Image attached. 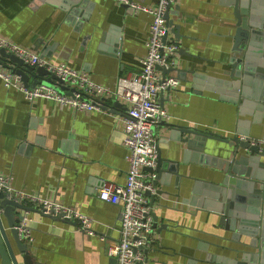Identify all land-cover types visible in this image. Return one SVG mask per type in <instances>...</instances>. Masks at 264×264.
<instances>
[{
  "label": "crops",
  "instance_id": "0c3cea01",
  "mask_svg": "<svg viewBox=\"0 0 264 264\" xmlns=\"http://www.w3.org/2000/svg\"><path fill=\"white\" fill-rule=\"evenodd\" d=\"M136 1L154 5L158 0ZM62 3L0 0V34L88 71L105 85L112 86L120 75L141 69L150 13L116 0H87L81 14L69 19ZM174 5L179 9L170 18L172 27L179 24L182 34L177 62L182 72H171L179 85L158 96L171 118L161 121L154 131L166 158L163 168L171 166L155 184L152 210L158 224L151 233L152 243L144 248V264H237L247 249L241 241L248 237H233L219 213L187 201L192 185L200 181L203 187L218 169L200 163L193 150L185 156V145L172 138L171 125L188 124L233 136L238 120L247 117L239 116L236 104L220 99L209 88L216 86L213 78H228L225 71L233 54L235 16L226 0H176ZM169 39H175V32H170ZM106 106L74 112L43 97L30 101L18 88L6 87L0 77V172L9 176L15 188L58 199L92 218L94 234H89L75 220L24 211L29 213L34 236L31 252L39 264H117L107 247L120 236L119 206L100 198L99 192L106 182L121 185L126 181L129 150L123 144L122 118L127 105L109 98ZM250 132L252 140L264 141V115L261 123L251 125ZM210 143L216 147L210 150L214 156L227 155L228 144L213 139ZM172 148L179 152L172 155ZM2 219L6 225V217Z\"/></svg>",
  "mask_w": 264,
  "mask_h": 264
},
{
  "label": "water",
  "instance_id": "95a60500",
  "mask_svg": "<svg viewBox=\"0 0 264 264\" xmlns=\"http://www.w3.org/2000/svg\"><path fill=\"white\" fill-rule=\"evenodd\" d=\"M226 1L231 2L235 16L234 32L231 35L233 54L230 58V69L225 71L228 78H213L216 86L211 85L209 88L218 92L220 99L236 104L239 116L247 117L238 120L233 136H222L188 124H171L175 131L172 138L185 145V156L193 150L194 158L198 155L199 158L196 159L200 163L218 169L214 179L205 181L203 187L200 186V181L192 185L187 201L198 208L219 213L220 221L233 232V237H248V240L241 241L247 249L242 250V257L237 264H264V145L254 143L250 138L251 125L261 123L264 115V0ZM86 2L87 0H63L62 9L68 12V18L72 19L81 14V8ZM178 9L179 6L173 4L165 13L168 27L163 38L165 44H180V26L176 24V28L172 27L174 20L170 18V14H177ZM83 17L88 16L84 14ZM170 32H175V39H169ZM179 49L178 52L181 53L182 50ZM168 58L174 60L173 65L168 68L157 65V68L162 69L165 75L174 70L182 72L177 65L178 56L169 54ZM0 64L18 74L26 86L46 83L56 85L60 90L71 89L64 86L62 79L45 66L30 64L5 47H0ZM195 79L197 80V77ZM171 89L167 88L166 91L170 92ZM107 100L108 98L102 100L104 109L107 108ZM212 139L228 144L227 155L218 157L210 152L211 149H216L210 143ZM157 150V164L148 168L153 173L157 172L153 178L154 184L161 178L163 170L171 166L163 168L166 158L162 156L158 145ZM178 152L179 149H171L172 155ZM146 195L151 197L149 204L153 207L155 193L147 190ZM0 209L1 264H39L34 259L30 243L22 237L17 225L23 218L24 211H38L57 219L61 217L46 214L38 208L8 198L3 190H0ZM150 214L154 220L153 227H156L158 215L153 210ZM3 216L7 219L6 225ZM11 238L15 241L19 256Z\"/></svg>",
  "mask_w": 264,
  "mask_h": 264
},
{
  "label": "built area",
  "instance_id": "2783aa9c",
  "mask_svg": "<svg viewBox=\"0 0 264 264\" xmlns=\"http://www.w3.org/2000/svg\"><path fill=\"white\" fill-rule=\"evenodd\" d=\"M128 4L136 11H145L152 15L146 41L147 52L141 58V69L127 75H120L115 84L105 85L96 82L88 71L80 70L67 62L55 61L42 55L32 48L17 43L0 34V47L17 54L30 64L45 66L62 79V84L71 89L60 90L56 85L46 83L26 86L20 76L10 68L0 64V77L6 87H16L24 96L33 101L36 98L53 100L57 106L68 108L74 112L103 110L104 98L123 100L127 105L126 115L122 118L124 130L123 144L128 148L129 168L124 184L110 182L103 184L99 196L105 201L119 206V239L108 245L107 253L114 256L117 264L145 263L144 248L152 243L153 217L146 191H155L153 178L155 174L148 168L157 164V145L154 128L163 120H169L171 115L158 101L160 92L167 88H176L180 81L176 76L165 75L157 65L168 68L174 60L169 54L178 56L177 44H165L167 32L165 13L176 0H158L154 5H148L136 0H116ZM256 143H264L252 140ZM0 190L8 198L31 203L42 212L59 215L63 219L75 220L79 228L94 234L92 218L73 206L65 205L62 201L42 197L36 192H27L13 186L9 176L0 172ZM1 211V209H0ZM29 213L26 212L18 223L22 237L32 243L34 236L29 224ZM105 240V236L101 237Z\"/></svg>",
  "mask_w": 264,
  "mask_h": 264
}]
</instances>
